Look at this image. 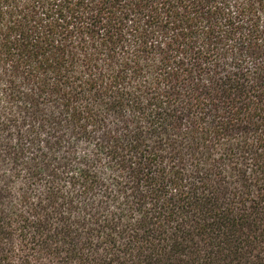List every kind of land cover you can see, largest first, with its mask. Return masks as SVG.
Returning a JSON list of instances; mask_svg holds the SVG:
<instances>
[{
	"label": "trees",
	"instance_id": "16d2710c",
	"mask_svg": "<svg viewBox=\"0 0 264 264\" xmlns=\"http://www.w3.org/2000/svg\"><path fill=\"white\" fill-rule=\"evenodd\" d=\"M0 264H264V0H0Z\"/></svg>",
	"mask_w": 264,
	"mask_h": 264
}]
</instances>
